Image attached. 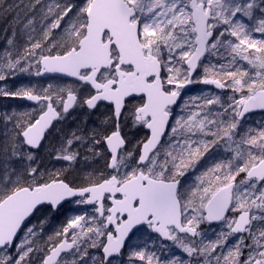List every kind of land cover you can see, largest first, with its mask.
<instances>
[{
    "label": "snow or ice",
    "instance_id": "obj_1",
    "mask_svg": "<svg viewBox=\"0 0 264 264\" xmlns=\"http://www.w3.org/2000/svg\"><path fill=\"white\" fill-rule=\"evenodd\" d=\"M9 15L0 97L34 104L0 108V264H264V122L245 127L264 0H0ZM193 83L222 91L195 103ZM66 203L80 214L41 246Z\"/></svg>",
    "mask_w": 264,
    "mask_h": 264
},
{
    "label": "rangeland",
    "instance_id": "obj_2",
    "mask_svg": "<svg viewBox=\"0 0 264 264\" xmlns=\"http://www.w3.org/2000/svg\"><path fill=\"white\" fill-rule=\"evenodd\" d=\"M9 2H11V0H9ZM11 19H12V17L10 15L7 16V17H0V21L2 23L6 24L5 27L3 26L2 28H0V33L2 34L0 36V48H3V46H4V39H3L4 29L9 26V21H11ZM17 30H19V26H17ZM256 37L259 38V34L258 33L256 34ZM24 39L25 38H20V40H19L20 45H23ZM244 64L247 65V62H244ZM28 79H29V77L21 75V76L17 77L16 81H9V84L10 85H12L13 83L19 84L21 82L27 83ZM0 83H2V82H0ZM195 84L198 85L199 83H195ZM214 94H219V93L218 92H213V91H210V90H206V89L200 87L198 90H196V91H194L192 93L183 94V97H184V99H189L191 97H197V99L194 102L195 103H203V100L200 99V97L207 96V95H214ZM1 98H5V97H1ZM11 103H9L8 101L0 103V108H3L4 106H19L21 109L26 110L28 107H30V106L21 105L18 102H11ZM262 122H264V115L250 116V117L247 118V124L245 125V127L246 128L247 127L258 128ZM205 155H208L210 157V159L207 162H201V164L207 166V165H210L213 162H219V161L225 160L226 158L229 157L230 153L227 151L225 143L223 141H221L219 144L213 145L210 148L209 153H207ZM198 168H201V170H198ZM198 168H197L196 174H199V172L203 171V167L198 166ZM193 178H194V174L189 173V181H191V179H193ZM81 207H84V206H81ZM75 209H76V206L74 204H70L67 207V209H66L67 210L66 211L67 215H64V218L62 217L59 220V221H61L60 222L61 228L63 226H65V221L69 217L74 216L76 214H80V213H77ZM48 227H50L49 224L46 225V228H48ZM51 227H53V226L51 225ZM221 227L222 226L220 224L215 226V227H213L212 229H209L210 227H205L206 229L203 232L205 233L206 240H214L216 238L217 233H219ZM201 230H202V225H201ZM138 242L139 241L136 240V239L133 240V243H138ZM171 244L169 246H171ZM171 250H172L173 253H175L177 255L181 254V251L178 248L172 247Z\"/></svg>",
    "mask_w": 264,
    "mask_h": 264
},
{
    "label": "flooded vegetation",
    "instance_id": "obj_3",
    "mask_svg": "<svg viewBox=\"0 0 264 264\" xmlns=\"http://www.w3.org/2000/svg\"><path fill=\"white\" fill-rule=\"evenodd\" d=\"M43 82V81H42ZM199 89V87H194L193 89H191V90H189V91H187V92H183V94H188V93H192V92H194V91H196V90H198ZM6 101H8L9 103H11V102H18V103H20L21 105H24V106H31V105H29V104H27V103H25V102H23L22 100H20V99H12V98H1L0 97V103H3V102H6ZM12 104V103H11ZM258 115H264V114H258ZM102 161L100 162V164H98V165H94L93 167H99V166H101L102 165ZM86 170H92L91 168H89V169H86ZM70 204H68V205H66V206H64V208L60 211V212H58L52 219H53V221L51 222L52 223V225H54L53 227H51V224L49 223V226L50 227H48V228H46V230H45V232H44V235L43 236H46L48 233H51V234H53L54 233V231H56V230H59V229H61V225H60V222L61 221H59L62 217L64 218V215H67V207L69 206ZM84 207H86V206H84ZM88 210H90V208L88 209ZM58 222V223H57ZM46 227V226H45ZM49 229H51V230H49Z\"/></svg>",
    "mask_w": 264,
    "mask_h": 264
},
{
    "label": "trees",
    "instance_id": "obj_4",
    "mask_svg": "<svg viewBox=\"0 0 264 264\" xmlns=\"http://www.w3.org/2000/svg\"><path fill=\"white\" fill-rule=\"evenodd\" d=\"M7 22H8V21H7ZM3 26L5 27L6 24H5V23H2V22L0 21V28H2ZM1 35H2V34L0 33V36H1ZM19 43H20V42H19ZM244 62H245V61H241V64H243L245 68H249L250 66L245 65ZM207 139H210V137L207 138ZM210 148H211V147H210ZM209 151H210V149H209ZM206 154H207V153H206ZM209 159H210V157H209L208 155H205V157L202 158V161H201V162H207ZM198 170H201V168H198ZM86 171H92V170H86ZM73 175L81 176V175H83V173L77 171V172L74 173ZM69 178H71V177H69ZM238 179H239V177H238ZM52 221H53V219H51V221H50V224H51V225H52V223H51ZM52 226H54V225H52ZM205 227H210V226H208V225H206V224H203V225H202V231H205V229H206ZM212 228H213V227H210L209 229H212ZM49 230H51V229H49ZM54 232H55V231H54ZM49 235H52V234H51V233H48L46 236H43V239H42L41 241H39V243H40L41 246H43L44 242L47 241V238H48Z\"/></svg>",
    "mask_w": 264,
    "mask_h": 264
},
{
    "label": "water",
    "instance_id": "obj_5",
    "mask_svg": "<svg viewBox=\"0 0 264 264\" xmlns=\"http://www.w3.org/2000/svg\"><path fill=\"white\" fill-rule=\"evenodd\" d=\"M194 75H195V74H194ZM200 86H201V87L208 88V89H211V90L216 91V92H221V91H222V90L216 89L215 86H213V85H204L203 83H200ZM192 87H193V84H191V85H187L184 91H188V90L191 89ZM22 101L25 102V103H27V104H29V105H33V104H34V102H30V101H27V100H22ZM256 113L264 114V112H261L260 110H256V111L253 112V113L246 114V117L249 116V115H252V114H256ZM66 204H68V203H66ZM66 204H65V205H66ZM65 205H64V206H65ZM86 207H87V206H86ZM218 224H219L218 222H214V223H212L210 226H212V225H218ZM208 225H209V224H208ZM164 243H165V244H168V243H171V242H170V241H164Z\"/></svg>",
    "mask_w": 264,
    "mask_h": 264
}]
</instances>
